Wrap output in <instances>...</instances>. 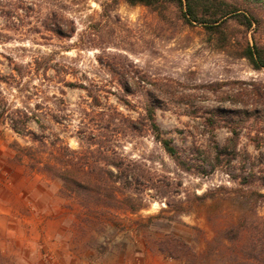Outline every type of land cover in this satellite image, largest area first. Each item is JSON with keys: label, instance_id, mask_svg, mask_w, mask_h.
Segmentation results:
<instances>
[{"label": "rangeland", "instance_id": "374dc122", "mask_svg": "<svg viewBox=\"0 0 264 264\" xmlns=\"http://www.w3.org/2000/svg\"><path fill=\"white\" fill-rule=\"evenodd\" d=\"M197 1L0 0V264H264V0Z\"/></svg>", "mask_w": 264, "mask_h": 264}, {"label": "trees", "instance_id": "16d2710c", "mask_svg": "<svg viewBox=\"0 0 264 264\" xmlns=\"http://www.w3.org/2000/svg\"><path fill=\"white\" fill-rule=\"evenodd\" d=\"M112 1L116 2L117 0H112ZM128 1L131 3H142L145 5H153L158 0H128ZM170 1L178 3L181 9V12L183 14V17L187 21H198L200 23L209 21L211 23H215L219 21L220 19L224 18L230 12H232V9H230V7L227 4L226 6L224 5L221 6L215 3V7H216L215 9L217 10L212 9L210 11L207 8L205 9L204 7V10H202V12L200 13L197 9L198 3H199V1L197 0H170ZM203 12L206 13L205 15H207V17L204 18L203 16L204 14H202ZM242 16L245 19H247L246 20L247 23L249 24L251 23L248 17H246L243 14ZM212 26L213 25H206V27L208 28H211ZM242 56L245 57L251 63L253 67L255 68L263 67L264 68V46H259L256 44H252V45L248 44L243 49ZM155 108H156L155 102L151 97L150 101H148L145 104L144 120L146 124L148 125V127L152 130L156 140H158L162 144L166 152L171 157H173V159H175L178 164L183 165L184 163L180 159V155L176 147L173 145L172 141L169 138L164 137L162 135L161 129L155 118ZM211 123H213V121H211Z\"/></svg>", "mask_w": 264, "mask_h": 264}]
</instances>
